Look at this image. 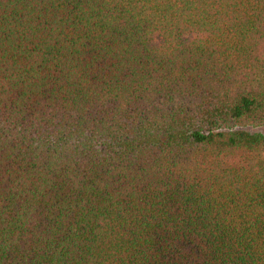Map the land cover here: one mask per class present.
I'll use <instances>...</instances> for the list:
<instances>
[{
  "label": "trees",
  "instance_id": "16d2710c",
  "mask_svg": "<svg viewBox=\"0 0 264 264\" xmlns=\"http://www.w3.org/2000/svg\"><path fill=\"white\" fill-rule=\"evenodd\" d=\"M264 0H0V264H264Z\"/></svg>",
  "mask_w": 264,
  "mask_h": 264
},
{
  "label": "rangeland",
  "instance_id": "374dc122",
  "mask_svg": "<svg viewBox=\"0 0 264 264\" xmlns=\"http://www.w3.org/2000/svg\"><path fill=\"white\" fill-rule=\"evenodd\" d=\"M263 131H264V129H263Z\"/></svg>",
  "mask_w": 264,
  "mask_h": 264
}]
</instances>
